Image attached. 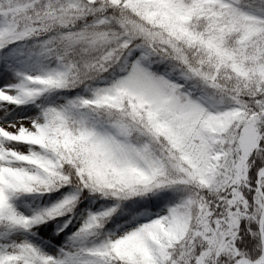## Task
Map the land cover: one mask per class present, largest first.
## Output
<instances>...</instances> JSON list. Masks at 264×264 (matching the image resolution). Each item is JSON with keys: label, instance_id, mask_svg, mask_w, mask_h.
<instances>
[{"label": "snow or ice", "instance_id": "6c2138e0", "mask_svg": "<svg viewBox=\"0 0 264 264\" xmlns=\"http://www.w3.org/2000/svg\"><path fill=\"white\" fill-rule=\"evenodd\" d=\"M0 264H264V0H0Z\"/></svg>", "mask_w": 264, "mask_h": 264}]
</instances>
